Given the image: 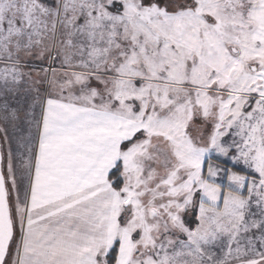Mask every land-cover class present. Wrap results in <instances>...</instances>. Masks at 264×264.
Segmentation results:
<instances>
[{
    "label": "snow or ice",
    "instance_id": "6c2138e0",
    "mask_svg": "<svg viewBox=\"0 0 264 264\" xmlns=\"http://www.w3.org/2000/svg\"><path fill=\"white\" fill-rule=\"evenodd\" d=\"M0 264H264V0H0Z\"/></svg>",
    "mask_w": 264,
    "mask_h": 264
}]
</instances>
